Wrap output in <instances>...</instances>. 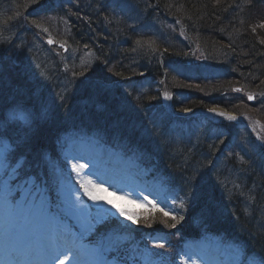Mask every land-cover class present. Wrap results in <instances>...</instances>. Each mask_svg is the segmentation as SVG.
<instances>
[{"label":"trees","instance_id":"16d2710c","mask_svg":"<svg viewBox=\"0 0 264 264\" xmlns=\"http://www.w3.org/2000/svg\"><path fill=\"white\" fill-rule=\"evenodd\" d=\"M139 1L143 2L140 9L144 18L140 23L146 22L144 27L153 24L152 19L156 22L162 20L183 24L176 9L184 12L185 16L188 12L203 19L200 26L201 19L190 20L183 26L189 34L194 33L198 43L203 46L201 50L205 54L198 55H209L212 53L211 48L216 47L219 48L215 51L216 55L223 60L209 61L217 66L209 67L212 70L206 68L202 72H192L195 80L208 75L218 77L220 81L214 84L222 85L232 78L229 69L234 67L240 72L241 80L253 77L258 89L264 92V39L253 32L254 23L262 19L255 16L264 0ZM127 2L132 1L0 0L1 134L11 140V152L28 162H32L37 153L60 148L61 135H66V138L92 133L99 138L100 143L109 147L129 149L153 173L158 174L167 187L183 193L181 213L187 220L182 228L186 236L204 230L221 233L242 246L247 255L258 257L264 264L262 147L255 145L249 135L246 136L254 147L250 150L246 142H243L239 149L233 151L232 156L226 157L223 153V158L214 162L209 174L213 155L226 142H237V134L242 135L246 126L241 125L243 128L231 131L228 125L216 124L213 120L206 124L201 121L192 127L189 125L185 128L187 131L183 130L188 140L174 141L170 137L169 127L173 124L166 127L161 125L163 118L167 122L169 115L161 112L160 107L152 111L155 103H158L159 99L156 98L159 93L144 91L139 99H135V103L122 107L123 103L117 101L105 87L114 78L138 75L140 71H144L145 75L136 76V79L143 78L149 84L156 77L165 78L166 82L174 78L185 82L186 69L173 61L186 52H177L168 38L159 37L161 43L149 52V55L154 52L159 61L160 55H163L165 65L156 63L160 72L154 74L151 66L142 67L137 64L138 57L133 55L129 59L126 55L128 45H134L133 37L137 36L134 31L143 26L129 25L134 13ZM55 8L61 12L69 11L66 15L69 32L65 37L67 45L76 55L80 49H88L92 55L90 65L78 66L75 59L79 58L72 57L69 52L60 57V53L44 49L43 43L41 47L37 46L40 38L39 33L32 29L31 22H36L33 16ZM20 10L21 17H18L16 11ZM183 19L188 21L187 16ZM35 42L36 47L45 53L37 55L30 52L27 64H30V59L35 60L30 68L24 62L25 55L21 52L33 49ZM14 47L20 52L15 51ZM107 70L110 72L105 74ZM226 71L227 78L224 80L223 74ZM46 80H51L52 84H47ZM235 80L240 81L239 77ZM177 90L182 93V90ZM164 91L169 93L166 89ZM229 93L230 89H227L226 97L223 98L229 99ZM173 97L172 103L175 99ZM129 98L133 97L129 94ZM172 103L173 109L180 111L182 107L179 103ZM209 104L208 101L203 106ZM21 116L26 118L24 124L17 123ZM236 168L245 178L240 179L239 175L232 178L237 173ZM163 221L170 224L174 222ZM150 223L158 228L162 221L154 218Z\"/></svg>","mask_w":264,"mask_h":264},{"label":"rangeland","instance_id":"374dc122","mask_svg":"<svg viewBox=\"0 0 264 264\" xmlns=\"http://www.w3.org/2000/svg\"><path fill=\"white\" fill-rule=\"evenodd\" d=\"M29 2V0H27ZM132 2H127L132 7L134 17H132V21L129 23L131 27L141 26L145 23H140V21L144 18L143 12L140 9L141 4L143 2L139 1L135 2L136 0H130ZM138 3V4H137ZM171 8L173 5L168 4ZM180 13V15L177 14L179 19L183 22H176L171 23L168 21H162L159 20L156 22L154 19H152V23L150 26H141L138 28L137 31H134V34L137 35L133 38H135L132 42L134 43L131 45H128V49L126 51V55L129 56V59L135 55L138 57L137 64H140L142 67H149L151 66L152 72L155 74L156 71L160 72L159 65L164 64L165 59L163 55H160L161 60L159 61V57L154 54V52H151L149 55V52L151 50H154L159 43H161V39H169L171 40V43L174 44L175 50L177 52L185 53L183 56L179 57L175 60L176 63H179L180 67H184L187 71L185 82L183 79L174 78L172 80H169V82H166L165 78L156 77L153 81V86L151 84L147 83L144 84L142 79L134 80V77L140 76L143 71L139 72L138 75L129 74L121 79H112L111 81L106 83V88L109 92H111L112 95H114L117 98V101L123 103V106H129L132 103H135V99H139L141 94L145 93L144 91H151V92H157L159 93V97L156 99L158 100V103L155 107L152 108V111L158 110L159 107H163L162 104L163 100H165V97L167 96L168 99L172 96L175 97V102L179 103L182 108L180 111L174 110L175 113L172 111L174 106L169 107L166 109L169 111L167 113L173 120H178L180 122H183L182 125H189L192 127L195 124L200 123L201 121H204V123H208V121H215L216 124H225L228 125V128L233 131L237 130V128H243L245 127V132H242L241 134H237L236 137H238V141L236 142V148L239 149L243 142L249 146V149L253 148V144H251L248 140V135L250 138H252L255 142V145H260L262 147V150L264 151V92H261L258 89L257 81L251 78H245L241 80L240 72L236 71L234 67H232L230 70V74L232 75L229 80H226L227 83L224 84H214V78L209 76H201L199 79L195 80L192 77V74H195V72H202L206 68L210 69L209 67H217L214 64H211L212 61H219L215 59H222V57H219L216 55L215 51L219 48L213 47L212 53H209V55L203 56L205 54L201 49H203V46L198 43V39L195 36L194 33L189 34L185 26H183L185 23L189 22L190 20L198 21L201 18L194 16V14H190L186 12V16L188 18V21L184 20L183 17H186L184 15V12L180 11L179 9H176ZM50 12V13H49ZM21 10L16 11V15L18 17H21ZM69 13V11H59L58 9H50L48 12L35 14L36 19V29L39 32H45L50 38H53V34H56L59 37L65 38L69 32L68 31V25H67V18L66 15ZM256 18H262L258 22L254 23L255 27L253 29V32L257 37H263L264 39V4L259 7V9L256 11ZM16 16V17H17ZM68 16V15H67ZM201 24H203V19H201ZM205 21V18H204ZM33 25V23L31 22ZM192 26H194V23H191ZM139 35V36H138ZM138 37V38H137ZM160 37V38H159ZM115 39L118 40V37L115 34ZM58 40V39H57ZM43 43L44 49H48L46 43L43 39L37 43V46L41 47ZM222 45H227L224 42H220ZM213 46V45H212ZM215 46V45H214ZM142 47V48H141ZM15 51H19L17 47H14ZM51 50H53L51 48ZM81 51H78L76 55L75 52H73V56L79 59L73 58V60H76V63L78 66H82L84 64H91L92 63V55L88 51V49H80ZM71 51V50H70ZM20 52V51H19ZM30 52H33L37 55H42L45 53L44 50H40L35 46L33 49H27L25 52H21L24 57V62L27 64V60L29 59ZM148 55H147V53ZM72 53V52H71ZM144 53V54H143ZM198 53H203L201 55H198ZM143 55V56H142ZM156 56V57H155ZM177 58V57H175ZM72 60V61H73ZM164 61V62H163ZM172 61V60H171ZM210 61V62H209ZM35 63L34 59H30V64L28 65L30 68ZM65 64V62H64ZM68 64V63H66ZM157 65V66H156ZM165 65V64H164ZM229 68V67H227ZM111 69V68H110ZM116 69V67H115ZM110 70H107L105 74H108ZM193 72V73H192ZM192 73V74H191ZM100 75V74H99ZM240 81H236L235 79L238 78ZM92 80H95L93 77H90ZM57 80V78H56ZM178 81H181L179 83ZM47 84H52L51 80H46ZM99 83V82H97ZM236 83H238L236 85ZM160 85V86H158ZM167 86V87H166ZM169 91V93H166L164 89ZM120 89V91H119ZM133 89V90H132ZM177 89L182 90V93L179 92ZM230 89V93L227 98H223V96L226 97V90ZM175 90V91H173ZM172 92L173 95L170 93ZM129 94L133 98H129ZM252 97L249 99V97ZM173 97V98H174ZM191 101V102H190ZM210 102L209 105H205L206 102ZM230 102V103H229ZM230 104V105H227ZM193 105V106H192ZM227 105V106H225ZM230 106V107H229ZM165 110V107H163ZM165 110V111H166ZM211 110V111H210ZM220 113H224L225 115H220ZM232 116L235 117V119H228L227 117ZM26 118L23 117L21 119L19 117L17 123L18 124H24ZM163 123L161 125L169 126L173 124L170 122V119L167 120L166 118H163ZM165 122V123H164ZM203 123V122H202ZM242 125V126H241ZM170 127V137L174 141L179 140H188V137L184 136L183 130L185 128H180V130L177 129L175 126H169ZM174 130H178L180 134L174 133ZM182 130V131H181ZM187 131V130H185ZM242 136V137H241ZM247 136V137H246ZM242 139V141H241ZM233 143V141H232ZM234 144V143H233ZM83 146H80L79 152H69V155L67 156L68 161V167L73 171V174L76 176L77 180L79 182L83 181L82 176L84 178L85 186L86 188H91V185H97L98 178H95L92 173V168L90 165H80L81 162H84L83 159L87 157L88 155H91L93 152L91 150H87L84 148H81ZM239 159V158H238ZM263 159V157H262ZM66 161V162H67ZM249 165V164H248ZM59 170V169H58ZM237 173H234L232 178H237V175H239L240 179L245 178L242 172L239 171V168H236ZM246 174V173H245ZM57 175L59 173L57 172ZM141 179L143 176H139ZM230 178V177H229ZM234 178V179H235ZM97 179V180H96ZM103 180V179H99ZM121 185H123L124 189L123 191H120L119 193L116 192L117 189L112 190L109 186L104 187L107 191L99 192L100 196L103 197V201L97 200L93 201V203L97 206H92L91 210L87 212V206L83 204V207L80 205V203L77 200V191L74 190V187H71L69 185L68 179H65L62 181L63 183H68V187H63L61 184L59 190L62 194L69 196L72 200L69 203L68 208L76 211L75 215H80V220L83 225L88 224V221L91 222L90 228L94 227L95 223H98L103 219V215L107 214H114V219L106 223V229L105 231H108L109 237L111 239L119 238V234L124 232L126 230V227L124 226H131L130 223L133 225L134 222L136 223L137 219L134 216L133 210L135 208L145 209L143 206H155L157 211L161 212L163 215L165 212L168 213V215L172 212V204L171 202L164 197L163 195V188L159 186L158 183H154L151 186H148V181L145 180V182L138 181V180H129L128 182H124L121 178H119ZM238 180V179H237ZM243 180V179H242ZM55 179L53 178L52 182H54ZM118 181V180H115ZM157 182V181H153ZM99 184V182H98ZM236 188H234L235 190ZM125 191V193H124ZM59 192V193H60ZM129 192V193H128ZM60 193V194H61ZM238 193L234 192V194ZM98 194V193H97ZM99 195V194H98ZM102 207V208H101ZM119 209H123L125 212V215L127 217H123L120 214ZM131 216V219L128 217ZM119 220H118V218ZM127 220V225H123V221ZM77 235L73 234V238H76ZM205 242H209L205 241ZM84 248L81 247L80 250H83ZM144 252L143 257L146 259V262L149 263L151 260V248H141ZM207 248L205 247L202 249V247H189L187 248V255L182 259L181 264H206V262L213 263L217 262L220 263L219 259L215 256L211 257L212 255H207ZM97 252V250H94V253ZM89 253H92L89 252ZM207 255V256H205ZM211 257L212 260L207 259L208 257ZM225 257L226 259L224 262L226 264L232 263V264H240L239 255L236 251L227 249L225 250ZM204 259L206 262H204ZM254 264V263H250Z\"/></svg>","mask_w":264,"mask_h":264},{"label":"snow or ice","instance_id":"6c2138e0","mask_svg":"<svg viewBox=\"0 0 264 264\" xmlns=\"http://www.w3.org/2000/svg\"><path fill=\"white\" fill-rule=\"evenodd\" d=\"M51 43V41H49ZM252 97L250 96L249 99H251ZM211 111V110H210ZM220 115H225L224 113H220ZM21 119H23V117H20ZM228 119H235V117L229 116L227 117ZM103 191H107L106 189L102 188L99 185H92L91 188H85V192L86 194L89 196L90 199H92L93 201H97V200H101L103 199V197H101L100 195H98L97 193L99 192H103ZM211 210V209H210ZM120 214L121 215H125V212L123 209H119ZM165 216L168 215L167 212L164 213ZM129 219H131V216L128 217ZM173 219H175V217H173ZM173 227H175V225H172ZM163 245H160V247H162ZM67 254H65L66 256ZM60 264H65V260L61 259L60 260Z\"/></svg>","mask_w":264,"mask_h":264},{"label":"bare ground","instance_id":"6f19581e","mask_svg":"<svg viewBox=\"0 0 264 264\" xmlns=\"http://www.w3.org/2000/svg\"><path fill=\"white\" fill-rule=\"evenodd\" d=\"M153 85V84H152ZM59 262H60V260H59Z\"/></svg>","mask_w":264,"mask_h":264}]
</instances>
